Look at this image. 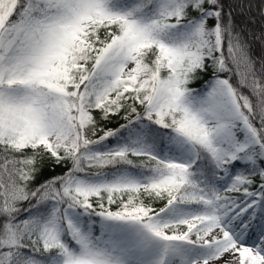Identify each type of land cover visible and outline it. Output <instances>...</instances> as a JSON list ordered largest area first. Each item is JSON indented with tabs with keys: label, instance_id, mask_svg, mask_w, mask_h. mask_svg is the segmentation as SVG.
Returning <instances> with one entry per match:
<instances>
[{
	"label": "snow or ice",
	"instance_id": "obj_1",
	"mask_svg": "<svg viewBox=\"0 0 264 264\" xmlns=\"http://www.w3.org/2000/svg\"><path fill=\"white\" fill-rule=\"evenodd\" d=\"M255 42L264 0H0V264H264Z\"/></svg>",
	"mask_w": 264,
	"mask_h": 264
},
{
	"label": "trees",
	"instance_id": "obj_2",
	"mask_svg": "<svg viewBox=\"0 0 264 264\" xmlns=\"http://www.w3.org/2000/svg\"><path fill=\"white\" fill-rule=\"evenodd\" d=\"M247 16V13L245 14ZM237 22L238 23H243L244 20L242 17H237ZM260 28H261V24L259 23L258 19L256 22H253L251 25H249L247 28H246V31L251 33L252 31H255L257 35H259V31H260ZM252 54L254 57H260L262 55H264V45H261L259 42H255L253 43L252 45ZM202 83V80L201 81H198L197 83L193 84L192 86L194 87H199L200 84ZM115 123V122H113ZM112 125H109V127H111ZM61 171V168H57L56 169V172H60ZM51 174V169L48 168L45 170V176Z\"/></svg>",
	"mask_w": 264,
	"mask_h": 264
}]
</instances>
